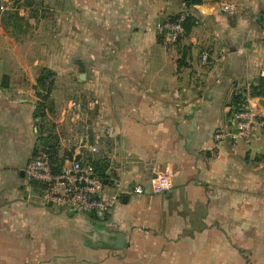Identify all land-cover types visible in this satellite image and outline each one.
<instances>
[{
  "label": "crops",
  "instance_id": "1",
  "mask_svg": "<svg viewBox=\"0 0 264 264\" xmlns=\"http://www.w3.org/2000/svg\"><path fill=\"white\" fill-rule=\"evenodd\" d=\"M182 11L168 44L156 27ZM261 78L264 0H0V264H264V129L214 140L234 96L264 115ZM46 151L93 163L106 216L46 201L25 174Z\"/></svg>",
  "mask_w": 264,
  "mask_h": 264
},
{
  "label": "built area",
  "instance_id": "2",
  "mask_svg": "<svg viewBox=\"0 0 264 264\" xmlns=\"http://www.w3.org/2000/svg\"><path fill=\"white\" fill-rule=\"evenodd\" d=\"M234 9L232 4L222 6V11L227 14H232ZM187 17V13L182 11L171 20L159 23L157 34L163 36L168 44L176 43L185 33ZM206 61L204 55L202 62ZM229 121L236 134L218 131L214 134L216 142L229 136L249 137L254 131L264 129V115L249 106L248 101L230 115ZM25 174L30 182L42 188L47 202L65 211L99 216L110 212L111 204L103 197L104 180L89 161L73 158L53 164L49 154L39 152L27 163ZM171 187L170 176L165 173L156 175L150 182L151 193L155 195L165 194ZM133 193L140 195L143 189L135 187Z\"/></svg>",
  "mask_w": 264,
  "mask_h": 264
},
{
  "label": "trees",
  "instance_id": "3",
  "mask_svg": "<svg viewBox=\"0 0 264 264\" xmlns=\"http://www.w3.org/2000/svg\"><path fill=\"white\" fill-rule=\"evenodd\" d=\"M174 1H180L188 5H198V4H201L203 0H174ZM187 23L188 21L186 19V22L184 24L185 30L189 29V25ZM53 77H54V73L52 71L48 69H44L41 72L37 80V84L34 88L36 92V96L39 99L38 103L36 104V111L34 113V118L38 120L42 119L43 117V110L45 108V103L48 100L50 91L53 87ZM249 95L252 98H263L264 99V78H261L256 86H253L250 88ZM246 102H247L246 98L243 97L242 95L234 96L233 101L230 105V110H229L228 115L230 116L233 112L240 109V107L246 104ZM46 153L49 154L51 162L55 164L56 161L53 160V153L50 151H46Z\"/></svg>",
  "mask_w": 264,
  "mask_h": 264
},
{
  "label": "rangeland",
  "instance_id": "4",
  "mask_svg": "<svg viewBox=\"0 0 264 264\" xmlns=\"http://www.w3.org/2000/svg\"><path fill=\"white\" fill-rule=\"evenodd\" d=\"M27 2H25V4H26ZM23 5H24V3H23ZM32 5H34V7H36V4H32ZM23 31V29L21 30H16V32H17V38H22V37H24L25 35L23 34V33H21Z\"/></svg>",
  "mask_w": 264,
  "mask_h": 264
},
{
  "label": "water",
  "instance_id": "5",
  "mask_svg": "<svg viewBox=\"0 0 264 264\" xmlns=\"http://www.w3.org/2000/svg\"><path fill=\"white\" fill-rule=\"evenodd\" d=\"M260 102H261V100L259 101V103H260ZM71 214H74V213H71ZM117 240H118L119 243H122V238H121V237H118Z\"/></svg>",
  "mask_w": 264,
  "mask_h": 264
}]
</instances>
